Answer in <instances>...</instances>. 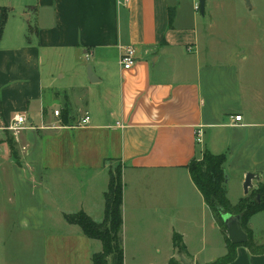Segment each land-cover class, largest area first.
Listing matches in <instances>:
<instances>
[{"label": "crops", "instance_id": "1", "mask_svg": "<svg viewBox=\"0 0 264 264\" xmlns=\"http://www.w3.org/2000/svg\"><path fill=\"white\" fill-rule=\"evenodd\" d=\"M118 1L0 0V18L6 15L0 36V168L26 169L40 196L49 191L58 220V228H50L42 213L19 215L17 231L35 264H92L101 247L92 252L93 240L65 216L83 212L102 221L115 162L123 184V252L128 240L137 245L153 237L143 249L157 257L162 235L175 252L177 235L186 263L209 264L225 255L226 243L187 166L204 152L224 155L231 205L264 178V36L252 40L249 55L239 49L223 55L219 23L227 17L222 13L234 12L224 5L213 4L204 23L196 0ZM233 1L232 8H243L242 0ZM261 2L249 0L260 24L263 17L255 10ZM129 46L136 63L125 71L119 57ZM85 115L89 123L78 127ZM16 116H24L26 126L9 132L14 162L4 135ZM236 116L240 122L231 120ZM249 173L258 178L245 195ZM43 199L36 203L43 206ZM248 227L255 243L264 242V211ZM181 259L171 255L166 264ZM229 264H264V255L239 247Z\"/></svg>", "mask_w": 264, "mask_h": 264}, {"label": "rangeland", "instance_id": "2", "mask_svg": "<svg viewBox=\"0 0 264 264\" xmlns=\"http://www.w3.org/2000/svg\"><path fill=\"white\" fill-rule=\"evenodd\" d=\"M196 2L198 3V0H196ZM261 3L264 4V0H262ZM213 4L224 5V10L230 9V11H234L233 13L229 11V13H222L226 14L227 17L225 18L224 24L219 23V31L222 36L218 45L220 53L227 55L232 52L234 53L238 49L240 52L246 51L248 55L250 52H254L255 45L252 40L264 36V6L255 10L258 18L260 17L261 19L263 17L262 24H260V22L258 23L253 20L255 12H252L243 0V8L239 11L230 6L235 4L233 0H210L207 4L208 8L206 14L201 15L199 11L197 13V16L204 20V23L209 19L208 11ZM221 10L223 9H220L216 13V19L221 16ZM237 19H242V21L237 23ZM213 30H215V28ZM3 158L4 154L0 156V160H3ZM118 168H121L120 163H110V170L115 171ZM50 182L51 181L48 179V187ZM262 185H264L263 177L261 181L256 184V187L250 190L248 195L256 193ZM230 189L231 192L235 190V188L232 187H230ZM44 190L45 188L43 189V195L40 196L41 188L31 183L30 175L26 169L13 172L8 166H2L0 168V264H35L30 253L24 251L23 241L25 239H22V236L16 228V224L21 222V219L19 220L16 216L42 213L44 214L43 222L46 223L48 227L58 228V220L52 209L49 191L44 192ZM38 197H44L43 206L36 203ZM128 237L131 238L130 236ZM134 238L136 240V237ZM149 238L147 237L148 240ZM148 240L137 242V245L132 239L128 240L126 251L124 250L123 252V264H147L148 262L166 264L171 255L174 256L175 260L180 261L181 258L185 260L184 256L178 253V249H174L175 252L170 250L169 243L164 235L157 237L162 248L161 254L157 257L149 250L143 249L144 246L150 243ZM219 240L221 241V238ZM190 242L194 248L198 246V241L197 239L194 241V237ZM100 247L101 244L98 241H92V252L96 250L98 252ZM219 248L222 250L221 242Z\"/></svg>", "mask_w": 264, "mask_h": 264}, {"label": "trees", "instance_id": "3", "mask_svg": "<svg viewBox=\"0 0 264 264\" xmlns=\"http://www.w3.org/2000/svg\"><path fill=\"white\" fill-rule=\"evenodd\" d=\"M6 21V15L2 13L0 18V36ZM66 124L63 119L62 125ZM10 157L17 162V151L9 132L5 133ZM226 161L224 155L214 156L208 152L202 154L201 159L192 160L187 166L191 180L203 197L213 220L219 227L226 243V253L223 257L209 264H229L236 259V250L239 247L246 248L252 256L264 255V242L255 243L249 230V220L256 214L264 211V185L256 193L239 200L236 205H231L227 199L225 172L223 165ZM122 178L121 168L109 171L107 189L103 195L104 211L100 223H95L85 213L79 212L65 216L70 225L80 228L82 234L88 239L98 241L101 251L92 256V264H123L122 244ZM257 196L258 199H257ZM240 217V226L247 236V242L242 245H232L227 238L226 230L222 221L223 215ZM173 247L181 250V240L177 235L172 236Z\"/></svg>", "mask_w": 264, "mask_h": 264}, {"label": "water", "instance_id": "4", "mask_svg": "<svg viewBox=\"0 0 264 264\" xmlns=\"http://www.w3.org/2000/svg\"><path fill=\"white\" fill-rule=\"evenodd\" d=\"M248 8H251L249 0H243ZM204 9H205V0H198V11L201 15H204ZM87 77L88 80L92 81V72L90 67L87 68ZM93 82V81H92ZM258 177L254 174H247L245 176L244 182H243V191L244 194L247 195L249 189L252 187V181L254 179H257ZM227 177L225 176V183H226ZM258 199V196H257ZM222 221L226 230L227 238L229 239L230 243L232 245H242L247 242V236L242 231L240 226V217L239 216H233V215H223ZM182 264H188L184 261V259H181Z\"/></svg>", "mask_w": 264, "mask_h": 264}, {"label": "built area", "instance_id": "5", "mask_svg": "<svg viewBox=\"0 0 264 264\" xmlns=\"http://www.w3.org/2000/svg\"><path fill=\"white\" fill-rule=\"evenodd\" d=\"M127 0L118 1V5L126 2ZM136 63V51L133 47H125L123 48L120 57H119V65L123 70H130L134 64ZM53 115L57 118L60 117V112L58 110H55L53 112ZM233 122H240L241 117L236 116L231 118ZM89 123V117L88 115H85L80 122L78 123V127H83ZM26 126V118L24 116H16L13 118V120L9 123L8 127L6 128L7 132L11 133H18L21 130L25 129ZM200 134L201 132L198 131L196 132V142H200Z\"/></svg>", "mask_w": 264, "mask_h": 264}]
</instances>
